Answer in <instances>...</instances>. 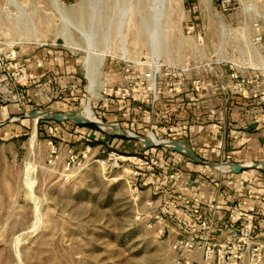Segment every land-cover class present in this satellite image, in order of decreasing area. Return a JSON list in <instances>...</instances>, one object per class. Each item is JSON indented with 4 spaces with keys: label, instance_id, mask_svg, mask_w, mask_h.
<instances>
[{
    "label": "rangeland",
    "instance_id": "1",
    "mask_svg": "<svg viewBox=\"0 0 264 264\" xmlns=\"http://www.w3.org/2000/svg\"><path fill=\"white\" fill-rule=\"evenodd\" d=\"M225 1L0 0L1 54L33 46L69 54L85 77L75 111L90 105L99 120L101 103L119 99L111 91L127 82H106L108 67L114 73L143 67L154 76L175 66L190 86L195 74L206 75V63L223 62L244 78L262 79L264 90V0H231L229 10ZM158 73L148 82L156 100L132 102L156 107L164 91L177 93L175 78L163 86ZM15 124H22L21 133L0 141V264H180L175 235L158 239L147 225L155 212L148 210L141 179L155 157L126 142L100 148L86 141L92 153L67 180V129L57 131L49 118ZM52 145L59 148L54 166L48 162ZM112 153L113 169L96 161Z\"/></svg>",
    "mask_w": 264,
    "mask_h": 264
},
{
    "label": "crops",
    "instance_id": "2",
    "mask_svg": "<svg viewBox=\"0 0 264 264\" xmlns=\"http://www.w3.org/2000/svg\"><path fill=\"white\" fill-rule=\"evenodd\" d=\"M5 51L34 79L25 88L14 85L6 75L5 62L0 61V141L21 133L22 124L16 125L17 119L49 118L57 122L52 126L57 131L67 129L62 131L68 141L64 144L78 154L83 152L86 141L100 142V148L129 143L157 160L156 170L146 171L141 179V193L149 204L148 210L162 214L169 222L175 239L179 235L226 241L235 228L229 220L230 212L238 208L242 215L254 218V238L264 241V169L253 167L264 162V104L251 93L254 84L262 85V79L257 77L248 91L238 94L231 89L229 65L211 62L202 68L206 75L200 79V90L193 86L200 78L195 74L191 87L184 84L175 94L164 91L156 107L106 99L99 108L100 121L117 126L121 132L116 134L95 123L77 124L54 117L76 112L82 103L85 77L69 54L50 46ZM167 68L161 76L163 86L175 77L182 78L179 72L174 77L165 76ZM143 71V67H135L132 72L119 69L114 73L108 67L102 77L118 84L139 77ZM43 111L50 117H30L31 113ZM148 136L159 138V143L147 142ZM168 142L188 146L200 162L162 145ZM230 164L245 168L236 171Z\"/></svg>",
    "mask_w": 264,
    "mask_h": 264
},
{
    "label": "built area",
    "instance_id": "3",
    "mask_svg": "<svg viewBox=\"0 0 264 264\" xmlns=\"http://www.w3.org/2000/svg\"><path fill=\"white\" fill-rule=\"evenodd\" d=\"M225 10L231 9V0H226ZM261 37L257 38L260 40ZM0 61L5 62V72L9 80L19 87L25 88L30 86L33 75L28 71L26 67L13 61L11 54H0ZM231 79L233 84L231 89L238 93L243 94L248 91V87L257 81V77L253 79H247L235 71V66L230 65ZM174 70H176L174 72ZM127 72L130 68L126 69ZM179 71V68L172 66L168 67L164 73L167 77H174ZM158 75L161 77V69H159ZM156 74L152 76L151 73H143L139 81H127L116 90H112L116 98L122 100H133L147 103H153L156 100V94L152 93L149 88V80L156 78ZM202 80L196 79L193 82V86L196 90L201 89ZM184 85L183 78H176L173 83L174 90L180 92ZM258 83L252 86V96L264 103V90L259 88ZM92 149L87 146L82 153L78 154L68 149L67 158L63 163V170L65 179L70 178V174L80 167L84 161L91 155ZM115 153L109 154L106 160H96L98 164L103 167L115 166L117 162L115 159ZM59 148L52 145L50 148L49 164L54 166L58 163ZM151 171L156 170L157 161L153 158L150 162L146 163ZM138 189V187H136ZM230 223L234 225V229L230 233V237L226 241L215 242L209 238L196 239L192 236H179L173 241V250L178 254L180 258V264H264V241H260L254 238V218L252 216H244L241 214L238 208H233L229 215ZM147 225L153 229L158 239H164L169 236L171 230L169 222L166 218L159 213L149 214ZM199 255V258H195V255Z\"/></svg>",
    "mask_w": 264,
    "mask_h": 264
},
{
    "label": "water",
    "instance_id": "4",
    "mask_svg": "<svg viewBox=\"0 0 264 264\" xmlns=\"http://www.w3.org/2000/svg\"><path fill=\"white\" fill-rule=\"evenodd\" d=\"M45 112V111H43ZM36 113H40V112H34V113H31L30 114V117L31 118H34L35 119V116H33V114H36ZM76 112H72V113H69V114H64L62 116H54L56 119H60V120H63V119H66V120H70V121H73L77 124H83V123H95L97 124L98 126L102 127L103 128V125H107L105 123H103L102 121L98 120V121H89V120H80V119H76L74 118V116H72L73 114H75ZM72 114V115H71ZM41 118V117H40ZM38 118V120L40 119ZM109 126H112V125H109ZM116 134H119L118 132H115ZM162 145H165V146H168L170 147L171 149H174V150H177V151H181V152H184L185 154L189 155L191 158H193L195 161L197 162H200V160L193 154L191 148H189L188 146L186 145H183L181 142H177V143H174L175 146L173 145H170V144H162ZM264 162H261L259 164H256L255 168H261V169H264L261 167V165H263ZM211 166H215V164H210ZM231 166H233L235 168L236 171L238 170H241L243 168H245V166H242V165H235V164H230Z\"/></svg>",
    "mask_w": 264,
    "mask_h": 264
},
{
    "label": "bare ground",
    "instance_id": "5",
    "mask_svg": "<svg viewBox=\"0 0 264 264\" xmlns=\"http://www.w3.org/2000/svg\"><path fill=\"white\" fill-rule=\"evenodd\" d=\"M55 3L56 4H58V0H55ZM83 30V29H82ZM85 33V32H84ZM89 48H91V47H89ZM0 51H1V49H0ZM88 65L90 66V60H89V58H88ZM92 67V66H91ZM95 67V66H94ZM90 68V67H89ZM89 78H90V81H91V85H92V87H91V91L94 93V89H95V84H96V82H95V76H94V74H90L89 75ZM95 83V84H94ZM154 85V84H153ZM72 115V114H71ZM52 116H54V114L52 113ZM72 116H74V118H76V119H81V118H83V119H87V120H89V121H98V119L96 118V116L94 115V113L92 112V110H91V108H90V105H87V106H85L84 107V109L81 111V112H79V113H75V114H73ZM41 117V116H40ZM40 117H38V118H40ZM44 117H50V116H44ZM38 118H37V120H38ZM103 127L105 128V129H107V130H111V127H114V126H109V125H103ZM115 127H117V126H115ZM109 132V131H108ZM112 132H121L120 130H119V128L117 127V131H114V130H111V133ZM147 142H149V143H153V144H157V143H159V141H158V139H155L153 136H148V138H147V140H146ZM170 145H173V146H175L172 142H168Z\"/></svg>",
    "mask_w": 264,
    "mask_h": 264
},
{
    "label": "trees",
    "instance_id": "6",
    "mask_svg": "<svg viewBox=\"0 0 264 264\" xmlns=\"http://www.w3.org/2000/svg\"><path fill=\"white\" fill-rule=\"evenodd\" d=\"M93 127H95V126H93Z\"/></svg>",
    "mask_w": 264,
    "mask_h": 264
}]
</instances>
